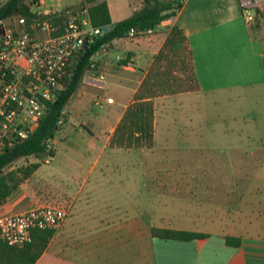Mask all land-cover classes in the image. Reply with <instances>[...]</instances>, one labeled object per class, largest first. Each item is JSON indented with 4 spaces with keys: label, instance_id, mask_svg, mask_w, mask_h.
<instances>
[{
    "label": "crops",
    "instance_id": "0c3cea01",
    "mask_svg": "<svg viewBox=\"0 0 264 264\" xmlns=\"http://www.w3.org/2000/svg\"><path fill=\"white\" fill-rule=\"evenodd\" d=\"M104 1L111 21H117L111 12L117 6L112 5L110 10ZM179 1L176 14L162 20L150 33L113 39L94 54L98 57H91L95 59L90 61L94 67L86 69L61 111V125L53 132L58 141L52 142L53 136L50 138L52 164L43 161L40 165L41 158L33 155L21 157L23 165L35 162L38 166L0 203V214L48 204L67 208V216L53 230L33 264H264V167L238 168L254 154L264 162V147H257L258 142L251 145L253 140L239 137L220 140L217 144L232 164L228 169H208L202 165L178 169L173 167V162L177 163L173 157L168 158L171 164L166 162L163 167L150 156L151 167L135 172L140 184L132 194L123 190L114 196L110 190L113 187L106 186L112 155L117 149L127 153L133 150L108 147L109 136L170 26L179 27L187 39L199 86L194 91L171 95L202 93L213 97L234 93L242 87L264 86V18L247 26L237 0ZM40 2L42 10L86 4L76 0L51 8ZM118 49L120 53L113 54ZM166 96L153 98V138L155 101ZM106 98L111 101L106 102ZM73 132L78 134L76 139L66 137ZM106 149L110 154L104 162ZM153 149L154 145L134 150L152 154ZM194 150L198 156L205 151ZM176 177L181 178L180 184ZM157 195L165 197L164 208L179 201L180 211L165 213L164 217L176 219V225L190 224L191 228L158 225L150 211L157 204ZM130 208L138 212L130 215ZM147 208L143 216L141 210ZM152 226L206 236L190 241L164 240L156 246V237L149 231ZM128 236L148 243V250L136 262L132 261L134 249L124 240ZM226 236L238 238V244H225ZM170 241L178 244H167Z\"/></svg>",
    "mask_w": 264,
    "mask_h": 264
},
{
    "label": "trees",
    "instance_id": "16d2710c",
    "mask_svg": "<svg viewBox=\"0 0 264 264\" xmlns=\"http://www.w3.org/2000/svg\"><path fill=\"white\" fill-rule=\"evenodd\" d=\"M82 1L88 4V16L93 26L102 27L111 24V28L96 35L90 43L84 44L75 58L71 74L66 78L56 97L46 102V108L33 131L26 138L14 142L0 153V203L20 182L30 177L38 164L32 162L8 170L5 168L21 157L45 155V141L53 136L50 134L51 128L55 125L54 131L56 130L61 111L88 69L91 57L111 40L127 37L130 29H133L134 36L140 31L154 29L162 20L174 16L181 5L179 0H144L140 9L112 22L104 0ZM13 13L30 15L22 0H5L0 6V18ZM162 61H165V64L161 65ZM181 70L185 71V78L176 75V72ZM198 88L187 39L179 27L172 25L147 72L133 92L131 101L114 126L108 139V147L151 148L154 144L153 98L194 91ZM149 231L152 237L163 240L190 241L206 236L200 232L153 226ZM52 233V229H34L31 231L30 242L21 247L9 245L0 239V264H33L46 247ZM238 242L239 239L236 237L224 238V243L227 245H237Z\"/></svg>",
    "mask_w": 264,
    "mask_h": 264
},
{
    "label": "built area",
    "instance_id": "2783aa9c",
    "mask_svg": "<svg viewBox=\"0 0 264 264\" xmlns=\"http://www.w3.org/2000/svg\"><path fill=\"white\" fill-rule=\"evenodd\" d=\"M237 1L247 26L264 18V0ZM4 2L0 0V6ZM22 2L29 16L13 13L0 18V153L33 131L46 102L56 97L71 74L84 44L103 33L100 26L90 23L87 4L42 10L40 0ZM133 36L130 29L127 37ZM93 67L90 62L88 68ZM110 101L111 98H106V102ZM44 150V162H49L50 139L45 141ZM66 216V206L57 204L0 214V239L21 247L30 242L32 230H55Z\"/></svg>",
    "mask_w": 264,
    "mask_h": 264
},
{
    "label": "rangeland",
    "instance_id": "374dc122",
    "mask_svg": "<svg viewBox=\"0 0 264 264\" xmlns=\"http://www.w3.org/2000/svg\"><path fill=\"white\" fill-rule=\"evenodd\" d=\"M44 7L60 8L68 3H73L76 0H42ZM111 6H117L115 12L111 11L112 18L122 19L130 15L133 11L140 9L144 0H106ZM142 35V34H141ZM125 42H128L126 40ZM120 53L119 49L113 51V54ZM99 54L94 55L98 57ZM91 59V62L95 59ZM165 61L161 62V65ZM180 78H185V71L176 72ZM96 109V107H95ZM61 125V123H58ZM57 125V126H58ZM72 140L78 137L77 133L66 134ZM248 138L253 140L249 142L251 145L256 144L262 149L264 147V86L258 87H242L234 93H229L222 96H213L202 93H185L181 96L168 95L165 98H159L155 101V131H154V149L152 154L140 153L138 150L126 151L118 150L115 155H112L111 165L108 166L110 171L107 172V178L111 186V194L117 196L123 190H128L132 194L134 187L140 184L136 170L151 167V162L148 157H155L159 162L157 164L163 167L171 164L168 158L173 157L177 160L173 162V167L178 169L196 168L194 165H202L203 168H231L232 164L229 160L226 151L218 146L219 141L226 138ZM62 138V137H61ZM58 141L57 134H54L53 141ZM257 140V141H256ZM188 143V144H186ZM216 145V149L214 148ZM194 148L205 150L200 156L196 155L197 151ZM208 149V150H207ZM110 151L107 149L104 152V162L107 160ZM248 156V155H246ZM199 157V158H198ZM41 158L42 165L45 155ZM256 154L252 159L243 160L238 168L256 169L264 167V162L258 160ZM50 163V162H49ZM52 164V162L50 163ZM23 166L22 158L14 160L6 170ZM181 178L176 177V181ZM261 186V184L259 183ZM129 188V189H126ZM146 198L148 193H144ZM157 204L151 208V218L159 223L158 225H175L178 227H189L191 225H176L173 224L176 219H167L165 213L170 215L180 211V202L172 204L168 208H164L165 197L157 195ZM191 206V205H190ZM149 209L141 210L142 215ZM191 211V209H190ZM138 211L130 208L128 213L132 215ZM157 214V217L155 215ZM162 215L163 217H158ZM145 216V215H143ZM150 218H146V221ZM170 223V224H168ZM129 248L134 249L132 261L140 260V254L144 250H148V243L143 239H133L125 237ZM156 246L163 244L165 241L159 238L153 239ZM167 244H178L175 241H170ZM142 250V252H140ZM145 253L143 257H145Z\"/></svg>",
    "mask_w": 264,
    "mask_h": 264
},
{
    "label": "water",
    "instance_id": "95a60500",
    "mask_svg": "<svg viewBox=\"0 0 264 264\" xmlns=\"http://www.w3.org/2000/svg\"><path fill=\"white\" fill-rule=\"evenodd\" d=\"M110 28H111V24H108V25L102 26V27H101V30H102L103 32H106V31L109 30ZM54 129H55V125L52 126L51 131H50V134H53Z\"/></svg>",
    "mask_w": 264,
    "mask_h": 264
}]
</instances>
